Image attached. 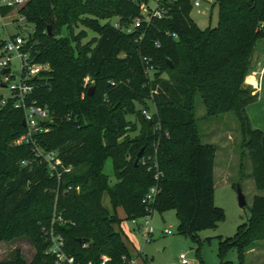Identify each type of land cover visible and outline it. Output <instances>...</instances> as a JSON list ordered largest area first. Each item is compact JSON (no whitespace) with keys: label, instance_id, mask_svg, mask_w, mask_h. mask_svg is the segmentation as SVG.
<instances>
[{"label":"trees","instance_id":"16d2710c","mask_svg":"<svg viewBox=\"0 0 264 264\" xmlns=\"http://www.w3.org/2000/svg\"><path fill=\"white\" fill-rule=\"evenodd\" d=\"M142 1L147 0H26L17 10L32 26L25 43L32 61L48 66L30 80L34 85L31 98L50 114V121L43 123L47 130L39 132L36 141L72 165L58 181L47 175L43 164L20 167L19 160L30 156L29 146L9 141L24 131L22 112L9 101L0 107V241L25 233L35 248L28 264L51 262L44 254L46 244L39 228L48 223L53 204L55 214L64 220L57 230L66 251L79 262L96 264L104 255V264H135L114 228L118 223L115 206L128 220L142 217L147 208L151 213L173 209L177 233L192 240L197 231L215 227L222 217L221 209L213 204L215 149L195 134L191 108L196 91L208 113H238L242 145L252 163V181L264 192V134L249 126L245 107L252 96L242 85L256 41L264 39L255 30L257 22L264 20V0H212L217 21L204 29L189 16L190 0L159 2L164 16L153 17L128 33L109 22L114 17L119 25L128 26ZM6 11L0 9V14ZM87 12L104 23L97 20L94 24L98 36L80 56L74 54L66 34L59 33L62 27L68 29L82 21L81 15ZM117 51L123 52L122 58L114 57ZM143 57L152 67L150 77L145 74ZM107 72L110 76L103 85ZM86 77L93 80L90 95ZM151 90L155 93L150 94ZM125 92L129 99L124 104L108 105ZM149 95L155 107L152 119L145 121L149 127L152 124V130L140 127L130 135L135 125L129 126L124 116L135 111L134 103L147 107ZM153 143L162 176L154 201L145 204L142 198L153 183L152 172L136 160V154L140 148V157L151 152ZM107 158L116 179L111 185L103 172ZM103 191L113 213L101 204ZM247 210L246 222L231 237L219 238L218 264H231L222 260L230 247L236 250L234 264H246L245 252L264 241V193L254 195ZM0 264L25 263L15 249Z\"/></svg>","mask_w":264,"mask_h":264},{"label":"rangeland","instance_id":"374dc122","mask_svg":"<svg viewBox=\"0 0 264 264\" xmlns=\"http://www.w3.org/2000/svg\"><path fill=\"white\" fill-rule=\"evenodd\" d=\"M211 2L212 0H199V6L192 7L189 12L190 18L200 29L213 27L216 24V6H212ZM86 3L87 5L89 4L88 2ZM147 4L153 6L150 1ZM16 15L17 12L14 10L12 12L13 19L16 18ZM80 18H83V20L77 22L74 26L68 29L62 27L59 35L65 36L66 34L68 37L67 41L75 49L74 54L79 53L81 56L84 51L87 52L94 45L98 36L97 27L94 24H96L97 20L100 23H104V20L96 18L89 12L81 15ZM8 21L9 18L0 19V42L4 40L6 35L17 32L14 25L18 24V22L15 21L11 24ZM115 21L114 17L109 19V22ZM20 27L23 28V33L25 32L27 37V33L31 31L32 26L24 20ZM26 49L29 51L30 47L27 46ZM122 56L123 52L117 51L114 57L120 59ZM10 66L13 71L17 68V58L14 54H11ZM38 66L40 69L36 75L48 70L45 62L38 63ZM104 76L103 85L106 84L110 72L105 73ZM254 80H259L258 87L254 88L251 86V82ZM85 83H88L87 89L91 88L92 93L94 91L92 78L88 77ZM242 85L249 89L250 96H252L249 100L250 103L245 107L249 126L261 130L264 134L263 38H258L256 41L254 51L250 57V66L244 75ZM0 93L4 95L6 90L0 89ZM128 99V92L121 93L116 99L110 101L108 105L112 108L119 107ZM96 101L98 100L95 99ZM147 105L148 112L153 113L154 102L148 99ZM142 107L144 106L134 103L135 111L124 116L129 126L135 125V132L130 135L137 134L136 132L140 127L144 130L149 128L152 130V124L149 127L140 112ZM191 114L198 140L204 144H211L215 149L212 168L213 204L221 209L222 217L215 222V227L197 231L194 240H192L185 234L177 233L178 219L173 209L165 210L161 213L154 210L150 214L148 221L151 233L146 238L140 231H135L136 226L130 220L125 219L119 206H115L114 211L118 223L114 224V228L120 233L123 243L127 244V249L131 251L132 257L134 256L135 264H179V253H184L189 261H194L198 264H218L217 246L219 238L231 237L236 227L246 222L245 211L250 206L252 197L264 193L257 190L252 181V163L249 160L246 149L242 145L244 138L243 124L238 113L233 110L215 114L208 113L199 92L196 91L193 96ZM1 137L2 135H0ZM9 143L12 144L13 141L11 140ZM103 172L108 176L109 185L115 182L116 179L113 176L109 158L104 162ZM236 184L240 186L245 198L243 207H239L236 202ZM100 201L107 211L113 213V207L106 191H103ZM138 223L142 225V219ZM165 228L170 230L168 234L163 233ZM15 249L19 251L25 264L32 260L35 253V248L30 238L23 233L0 241V261L10 259ZM244 256L246 264H264V241H258L245 252ZM222 260L231 264L236 263V250L233 247L226 249Z\"/></svg>","mask_w":264,"mask_h":264},{"label":"built area","instance_id":"2783aa9c","mask_svg":"<svg viewBox=\"0 0 264 264\" xmlns=\"http://www.w3.org/2000/svg\"><path fill=\"white\" fill-rule=\"evenodd\" d=\"M26 0H0V9H7L4 15L0 14V19L9 18V23L17 21L18 24L14 25L17 30L16 33L6 35L4 40L0 42V89L6 90V93L2 95L0 93V107L4 106L8 101L11 107L19 109L22 112V121L24 122V131L19 134L14 140V145L26 144L30 149V156L28 158H22L18 164L20 167L30 168L32 165L43 164L46 168L47 175L59 180L62 174L68 173L72 169V165L64 164L61 158L53 150L42 149L36 141V136L39 132H44L47 127L43 125L44 122L50 121V114L45 107H41L35 103L31 98L34 90V85L30 81L34 78L39 71L38 63L32 61L30 52L25 48L26 33H23V28L20 24L23 23L24 16L17 12L18 8L25 3ZM152 2L153 6L147 4ZM163 0H147L142 1L138 5V15L132 18L128 26L122 27L117 21L112 22L114 28H120L125 33L131 32L135 28L139 27L142 23H147L151 18H161L164 16V10L160 7L159 2ZM190 6L198 7L199 0H190ZM17 12L16 18L13 19L12 12ZM4 26V24H2ZM20 27V29H18ZM20 30V31H19ZM255 30L264 35V20L257 22ZM173 38L175 35L170 34ZM11 54L17 58V68L13 71L10 66ZM142 61L146 64L145 74L150 77L152 73L151 65L147 64V59L142 58ZM5 69L4 72H1ZM261 74V72H260ZM259 74V75H260ZM258 79V78H257ZM87 77L85 78V82ZM259 80L251 82L252 87H258ZM150 94L155 93L154 90L149 91ZM151 101V95H149ZM142 116L146 120H151L153 113H149L147 107H142L140 110ZM158 129V126H155ZM166 135V132H164ZM152 151L145 153L139 157V163L145 167L147 171L152 172L153 183L145 191L142 201L145 204H150L154 201L155 195L158 192L157 182L162 176L161 171L158 169L156 160V144H152ZM71 186H67L66 189H70ZM75 190L78 187H74ZM147 213L140 218L131 219L130 222L136 226L135 231L143 234L146 238L151 233V228L148 225L151 209H146ZM142 219V225L138 221ZM64 220L55 214L54 204L51 216L48 223L40 225V235L46 244L44 254L50 257V264H94L91 261L79 262L70 255L65 248V242L62 234L57 230V226L62 224ZM168 228L163 229V233H169ZM107 257L102 255L99 262L96 264H104ZM179 264H198L194 261H189L184 253L178 254Z\"/></svg>","mask_w":264,"mask_h":264},{"label":"water","instance_id":"95a60500","mask_svg":"<svg viewBox=\"0 0 264 264\" xmlns=\"http://www.w3.org/2000/svg\"><path fill=\"white\" fill-rule=\"evenodd\" d=\"M248 3V2H247ZM45 30H46V33L47 35H51L50 33V26H46L45 27ZM30 38V32L27 33V37H26V40H28ZM169 66H172L171 63H169ZM5 69H2L1 72H4ZM87 94L90 95L91 94V88L87 89ZM22 125L24 124V122L22 121L21 122ZM142 151V148L139 149L138 153L136 154V160L140 157V153ZM136 160H134V163H136ZM235 192H236V202H237V205L239 207H243L245 205V198H244V195L241 191V188L238 184H236L235 186ZM245 214L246 216L248 217L249 216V213H248V210L245 211Z\"/></svg>","mask_w":264,"mask_h":264},{"label":"crops","instance_id":"0c3cea01","mask_svg":"<svg viewBox=\"0 0 264 264\" xmlns=\"http://www.w3.org/2000/svg\"><path fill=\"white\" fill-rule=\"evenodd\" d=\"M127 245V244H126ZM127 247V246H126ZM131 252V251H130Z\"/></svg>","mask_w":264,"mask_h":264}]
</instances>
